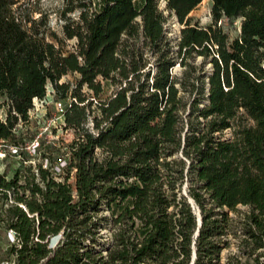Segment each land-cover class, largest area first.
Listing matches in <instances>:
<instances>
[{
  "label": "trees",
  "instance_id": "obj_1",
  "mask_svg": "<svg viewBox=\"0 0 264 264\" xmlns=\"http://www.w3.org/2000/svg\"><path fill=\"white\" fill-rule=\"evenodd\" d=\"M165 1L176 42L159 0H0V264H264V0ZM47 84L70 141L24 130Z\"/></svg>",
  "mask_w": 264,
  "mask_h": 264
},
{
  "label": "rangeland",
  "instance_id": "obj_2",
  "mask_svg": "<svg viewBox=\"0 0 264 264\" xmlns=\"http://www.w3.org/2000/svg\"><path fill=\"white\" fill-rule=\"evenodd\" d=\"M160 8L164 9V13L167 15V21L165 23V31L173 40L178 39L179 37V29L183 26L180 23L175 15V13L169 14V10L166 9V2L165 0H159ZM44 5H47L51 8H57L60 5V0H44ZM210 7H211V0H201L195 8H193L189 14L191 15V23H197L200 26H205L206 24L211 22L212 16H210ZM51 27L53 30L56 31L59 37H62V20L58 19L56 13H52L50 16ZM240 19L237 18L234 21H225L223 20V28L229 32L231 37L237 35L238 25ZM75 39H66L64 41V49H73L74 48ZM193 60V63L196 65L195 72H206L211 69V65L208 59L202 62L200 56H196ZM184 66L175 63V67L173 68V73L180 74ZM79 78V74L75 72H69L61 78L60 81L68 80L71 84H74L76 80ZM47 94L45 100L34 99L35 105L30 111V122L26 123L25 125V132L27 134L32 135V132H37L38 136L44 135L46 137L55 138V139H62L66 141H70L75 137V133L72 128L64 126V117L60 114L58 109V101L54 100V90L52 85L47 84ZM113 87L109 88L108 91L104 92L103 96H107L112 92ZM83 91L88 95H93V92L84 85ZM188 95L185 94V97ZM188 98V97H187ZM0 113L3 116V110L0 108ZM92 113V112H91ZM92 117L89 115L88 121L86 125L88 127H92ZM28 129V130H27ZM229 134V132H226ZM2 146L0 145V169H4L7 163L10 164V174L13 172L15 166H17V160L13 157H6L5 152L2 151ZM239 208L243 209L244 206H238ZM232 213V212H231ZM102 236L99 237V242L102 241L106 242L110 238L111 230L107 227L101 230ZM230 244L228 248H223L221 250V257L224 260L228 250L236 251V244L234 241V237L230 234L229 235ZM105 252V251H104Z\"/></svg>",
  "mask_w": 264,
  "mask_h": 264
},
{
  "label": "built area",
  "instance_id": "obj_3",
  "mask_svg": "<svg viewBox=\"0 0 264 264\" xmlns=\"http://www.w3.org/2000/svg\"><path fill=\"white\" fill-rule=\"evenodd\" d=\"M58 109L60 111V114H62L63 113V110H64V104H63L62 101H58ZM0 116H2L1 113H0ZM1 170L2 169H0V172H1ZM9 231H10V236L13 239V237H14V231H12L11 229ZM59 237H60V235L54 236L52 238L51 245L54 244L59 239ZM2 264H15V263H14V260H12V261H4V262H2Z\"/></svg>",
  "mask_w": 264,
  "mask_h": 264
},
{
  "label": "water",
  "instance_id": "obj_4",
  "mask_svg": "<svg viewBox=\"0 0 264 264\" xmlns=\"http://www.w3.org/2000/svg\"><path fill=\"white\" fill-rule=\"evenodd\" d=\"M166 2V1H165ZM196 212H197V218H196V223H197V227H196V229H195V233H194V236L198 233V225L200 224V222H201V216H200V213H199V211L198 210H196ZM194 255H195V252H194V249H193V251H192V255H191V261H190V263L189 264H193V260H194Z\"/></svg>",
  "mask_w": 264,
  "mask_h": 264
}]
</instances>
